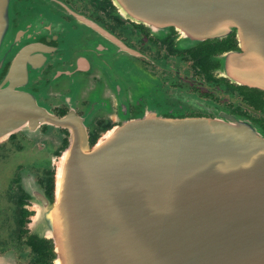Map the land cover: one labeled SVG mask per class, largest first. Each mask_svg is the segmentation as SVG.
<instances>
[{"label":"water","instance_id":"obj_1","mask_svg":"<svg viewBox=\"0 0 264 264\" xmlns=\"http://www.w3.org/2000/svg\"><path fill=\"white\" fill-rule=\"evenodd\" d=\"M113 1L187 44L233 36L224 76L264 95V0ZM202 104L213 119L139 108L92 147L73 121L54 199L37 216L53 264H264V129Z\"/></svg>","mask_w":264,"mask_h":264},{"label":"flooded vegetation","instance_id":"obj_2","mask_svg":"<svg viewBox=\"0 0 264 264\" xmlns=\"http://www.w3.org/2000/svg\"><path fill=\"white\" fill-rule=\"evenodd\" d=\"M3 1L0 135L16 128L0 137V264H53L37 216L42 198L54 199L73 121L90 147L143 107L213 119L202 103L215 104L264 129V95L224 76L233 36L187 44L125 16L113 0Z\"/></svg>","mask_w":264,"mask_h":264},{"label":"bare ground","instance_id":"obj_3","mask_svg":"<svg viewBox=\"0 0 264 264\" xmlns=\"http://www.w3.org/2000/svg\"><path fill=\"white\" fill-rule=\"evenodd\" d=\"M61 165V164H60ZM59 170H60V166H59V168H58V172H59ZM58 172H57V174H58Z\"/></svg>","mask_w":264,"mask_h":264}]
</instances>
